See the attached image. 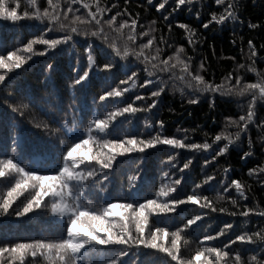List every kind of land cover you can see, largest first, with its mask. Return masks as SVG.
Instances as JSON below:
<instances>
[{
  "label": "snow or ice",
  "instance_id": "6c2138e0",
  "mask_svg": "<svg viewBox=\"0 0 264 264\" xmlns=\"http://www.w3.org/2000/svg\"><path fill=\"white\" fill-rule=\"evenodd\" d=\"M169 2L170 0H160L159 3L154 4V0H147L148 6L154 4L158 12L166 10ZM192 2L193 0H174L171 12L167 15L161 12L164 22L168 25L169 34L172 31L170 20L172 13L182 10ZM123 3L124 8L120 9L119 3H112V0H63V2L46 0L43 6L38 4L37 0H29L30 7L21 11V0H0V20L13 24L32 21L36 23L38 30L43 29L39 35L33 34L18 48L7 51L6 56L0 54V88L12 79L10 74H15L14 70H22L33 56L37 54L44 56L53 50H59L61 46L71 45L74 48L78 37L87 39L83 48L86 66L82 71L78 64L73 67L74 78L68 85L69 88L83 89L91 79L93 69L98 74H104L106 79H111L119 61L128 62L119 65L125 78L99 96L101 107H108L109 102L115 106L107 111L102 119L95 117L91 119L86 130L79 133V136L87 135L88 139H80L79 136L70 134L67 142L61 141L57 158L49 159L36 168L24 165L18 157L9 156L7 151L0 152V157H8L0 158V185L7 187L13 180L15 181L11 187H7V195L0 202V212L11 215L14 202L18 205L26 198L22 207L15 210V215L21 217L31 213L33 209L41 208L42 201L46 205L47 197L54 201L51 204V212L54 224L59 229L58 235L51 238H23L16 242L0 240V264H5V261L7 264H13L16 260L21 264H29V257L33 264H36L41 257L46 259L48 264H86V255L90 250L98 251L102 255V264H125L124 258L129 253L136 255L142 249L155 250L152 254L156 256L164 254V264H194V262L195 264H264V225L260 224L256 225L255 231H248L242 227L240 234L233 233L234 223H223L214 234H209V230L205 229L200 239L196 241L199 246L194 254L190 258H185L181 243L186 241H182V237L199 228L198 222L207 217L209 211L226 214L229 217H240L242 223L253 213L264 218V210L256 212L255 208L248 206L249 197L246 195L243 182L231 179L228 183L227 175L219 180L221 186L226 185L222 187L224 195L218 194L215 200L224 201L227 195L231 208H217L208 196L199 195L205 185L216 182L214 173L205 174L201 181L194 183L191 194L177 198L183 187L185 172L193 164L192 156H189L182 165L178 163V156H167L166 161L162 162L167 166L163 177L165 184L155 192L153 199L143 198L132 184L129 185L124 197L120 194L109 195L106 187L109 172L114 170L117 156L130 159L128 154H145L148 149H153L157 145H166L175 150L184 149L193 154L208 153L210 159L203 160V166L206 167L217 161L218 157L225 155L234 144L243 142L245 135H249L250 150L243 152L240 159L245 160L251 156L253 154L251 127L255 125L264 132V118L259 117L257 112L258 106H264V71L255 67L258 62H264V58L258 60L260 51H264V44L258 49L249 38L247 56L243 47L240 51L244 62L236 63V71L228 72L221 78L220 83H217L214 76L211 80L207 78L210 64L206 56L201 57L199 63H196L198 42L193 40L194 30L190 26L182 23L178 25L187 32V46H175L169 43L163 33L157 38L151 28L147 31L143 30L139 22V13L134 15L128 7L130 0H123ZM214 3L217 8L223 10L219 14L211 12L209 18L202 24L203 29L207 30L213 24L223 27L229 21L234 23L237 21L239 16L237 0H214ZM82 9L87 10L84 15L79 14ZM199 17L198 12L197 18ZM261 26L259 23L248 24V28L253 30ZM50 35L55 38H47ZM92 38L100 40L111 50L103 64L95 61ZM231 43L235 45L236 40L233 39ZM241 44H243L242 38ZM34 45H42L43 48L37 53ZM188 47L191 48L192 55L187 54ZM4 48L5 42L0 40V51ZM18 52L22 54L18 55ZM169 52L171 54H168ZM228 59L236 61L234 56ZM129 64L134 65L136 70H132ZM52 68L53 65L49 63L45 71L50 72ZM249 72L255 73L257 77L255 82H246ZM140 80L142 83H139ZM170 81L173 82L172 90L179 91L181 99L186 98L188 105L199 103L201 94H211L210 110L215 107L217 94L221 98H239L236 102L241 105V114L238 117L225 118V126H234L235 132L228 135L216 134L211 137V142L207 139L208 134L205 133L206 139L201 143H195L190 142L191 137L188 135L182 138L165 135V121L156 119L153 124L146 117L145 127L153 130L154 134L145 139L143 134L138 136L125 133L121 138L115 131L116 125L120 123L118 118L131 120L137 113H148L150 116L151 111L158 106L159 98L169 91ZM176 81L179 82V86H176ZM136 88L152 90L148 91L147 95L143 93L135 95L130 102L125 103L123 99L125 93L133 92ZM22 95L27 96L26 93ZM137 102H141L139 106ZM0 103H7L13 113H19L20 120L25 117L24 111L20 108L29 107L28 104L23 103V100L19 102V106H14L3 97H0ZM169 111L172 112L174 109L170 108ZM0 123H4L9 129L12 150L18 151L20 136L16 131L17 118L13 116L7 122L0 120ZM35 126L48 132L49 121H41ZM93 128L97 137L115 136L113 139L103 141L102 147L110 149L107 157L99 152L96 155L80 152L82 146L89 144ZM180 131L187 132V130ZM192 131L194 133L196 129ZM261 139H264V136H261ZM213 150L215 154H212ZM42 171L55 174H39ZM223 171L227 174L231 169L224 168ZM248 176L255 177L259 184L264 185V164L249 168ZM101 177H103L102 181ZM139 179L138 172L136 180ZM93 184H97L102 193L100 198L103 200V207L100 209L91 207L90 199L87 203L83 202L88 194L86 189ZM233 188L236 198L231 196L230 190ZM18 197L20 199H17ZM161 198L164 202H158ZM188 205L198 206V210H192L197 214L190 215V218L187 215ZM181 206L185 207L181 208ZM161 224L164 226H159ZM165 237L170 244L162 242Z\"/></svg>",
  "mask_w": 264,
  "mask_h": 264
},
{
  "label": "trees",
  "instance_id": "16d2710c",
  "mask_svg": "<svg viewBox=\"0 0 264 264\" xmlns=\"http://www.w3.org/2000/svg\"><path fill=\"white\" fill-rule=\"evenodd\" d=\"M117 2L120 5V9H123V0H112V3ZM159 2L160 0H154V4ZM37 3L43 6L46 0H37ZM173 3L174 0H170L166 5V10H161V12L167 15L171 12ZM154 4L149 7L147 0H130L128 7L134 15L139 13V22L143 26V30L147 31L151 28L157 38L163 33L169 43L175 46H187V32L185 29L179 28L178 25L182 23L190 26L194 30L192 38L198 42L196 63H199L201 57L206 56L210 64L207 78L211 80L214 76L217 83H220L221 78L228 72L236 71V63L244 62L240 56V51L241 47H243L244 54L247 56V40L249 38L253 40L258 49L261 44H264V0H237L239 12L237 21L235 23L229 21L223 27L213 24L207 30L202 28V24L209 18V14L211 12L219 14L223 9L217 8L214 0H193L191 4L184 6L182 10L172 13L170 18L172 23L171 34H169L168 25L164 22L161 12L156 10ZM26 7H30L29 0H21V11L25 10ZM86 11L82 9L79 14L84 15ZM198 12L200 13L199 19L197 18ZM153 21L155 23H152ZM249 23H259L262 26L253 30L248 28ZM40 31H43V29L40 28L38 30L36 23L32 21H21L13 24L9 21L0 20V40L5 42V48L0 51V54L6 56L7 51L18 48L20 44L26 43L33 34L39 35ZM47 38L55 37L50 35ZM241 38L243 39V44H241ZM233 39L236 40L235 45L231 43ZM86 42V38L78 37L74 48L71 45L61 46L59 50H53L44 56L37 54L27 61L26 66L22 70H14L15 74H10L12 79L4 87L0 88V97L13 103L14 106H19V102L23 100V103L28 104L29 107L20 108L25 113L24 119L20 120L19 113H13L7 103H0V120L7 122L10 117L15 116L18 120L16 131L20 136L19 150L13 151L9 141V129L5 127L4 123H0V152L7 151L9 156L18 157L24 165L36 168L49 159L55 160L57 158V153L61 149V141L67 142L70 134L79 136L80 132L86 130L87 124L91 119L94 117L102 119L106 112L115 106L109 102L108 107H101L99 96L103 91L110 90V87H115L121 79L125 78L119 65L128 63L127 61H119V58H117L119 63L111 79H106L104 74H98L93 69L91 79L83 89L77 88L73 90L68 87L74 78L73 67L78 64L82 71L86 66V55L83 52ZM92 43L95 61L98 64H103L111 51L110 48L96 38H92ZM42 48V45H34L37 53ZM17 54L20 55L22 53L18 52ZM168 54H171V52ZM187 54L192 55L190 47H188ZM233 56L236 57L235 62L228 59V57ZM260 58H264V51H260L258 60ZM49 63L53 65V68L50 72H46L45 69ZM129 67L132 70H136L132 64H129ZM255 67L260 71H264V62H258ZM256 79L255 73H247L246 82H255ZM139 83H142V80ZM175 83L176 86H179L178 81ZM172 88L173 82L170 81L169 91L159 98V104L151 111L150 116L148 113H137L136 117L131 120L118 118L120 123L116 125L115 131L120 134L121 138H123L125 133H132L138 136L143 134L145 139L154 134L153 130L145 127L144 120L146 117L153 124L156 119L165 121V135H176L177 138L188 135L191 137L190 142L195 143L203 142L206 139L205 133L208 134L207 139L211 142V137L216 134L228 135L235 132L234 126H225V118H234L241 114V105L236 102L239 98H221L217 94L215 107L210 110V93L201 94L199 103L188 105L186 98L182 100L180 92L173 91ZM150 90L152 89L136 88L133 92L125 93L124 102H130L135 95L141 93L147 95ZM25 93L27 94L26 97L22 95ZM148 102L150 103V101ZM140 103L137 102V106ZM70 105L71 107H69ZM170 108L174 109V111L170 112ZM257 112L259 117L264 118V106H258ZM34 117L35 119H33ZM45 120L49 121L48 132L35 126ZM52 129H55V131H52ZM193 129H196L194 133ZM180 130H187V132ZM261 136H264V132H261L253 125L250 130L251 151L253 153L251 156L245 160L240 159L243 152L250 150L248 147L249 135H245L243 142L234 144L225 155L218 157L217 161L206 167L203 166V160L210 159L208 153L197 152L193 154L184 149H171L166 145H157L153 149H148L145 154H128L130 159L117 156V160L114 162V170L109 172V180L106 187L109 190V195L120 194L124 197L128 192L129 185L132 184L136 186L137 191L143 198L153 199L155 198V192L159 190L161 185L165 184L163 177L167 171V166L162 162L166 161L167 156H178V163L181 165L189 156H192L193 164L185 172L183 187L180 189V194L177 198H183L185 195L191 194L194 183L201 181L205 174L214 173L217 178L216 182L205 185L199 195L208 196L209 199L213 200L217 208H231L227 195H225L224 201L215 200L218 194L224 195L222 187L226 185L221 186L219 180L227 175L228 183L231 182V179L243 182L246 195L249 197L247 200L248 206L255 208L256 212H259L264 210V185L259 184L255 177H249L248 169L264 164V139H261ZM79 138L88 139L89 137L84 135L79 136ZM113 138H115L114 135L97 137L95 128H93L89 144L82 146L80 152L86 155H96L99 152L107 157L110 154V149L102 147V144L104 140ZM213 148L215 149L216 146L214 145ZM212 154H215L214 150ZM0 158L6 159L8 157ZM224 168H230L231 171L225 174ZM138 172L140 174L139 181L136 180ZM39 174L52 175L55 173L42 171ZM102 180L103 177H101ZM14 183L15 181L13 180L12 184ZM12 184H8L7 187H11ZM7 187L0 185V202L7 195ZM86 191L88 194L83 202L87 203L90 199L92 201L91 207L102 208L103 200L100 198L102 193H100L99 186L93 184ZM230 191L232 198H236L235 189L233 188ZM17 199L20 198L18 197ZM45 199L48 200L46 205L42 201L41 208L33 209L31 213L21 217L15 215V210L22 207L23 203L26 202V198L18 205L14 202L11 215L0 212V240L7 239L16 242L23 238L40 239L58 235L59 229L54 224L51 212V204L54 201L47 197ZM158 202H164L163 198ZM184 207L181 206V208ZM193 209L198 210V206H187L189 218L190 215L197 214L192 211ZM198 223L200 225L199 228L194 229L193 233L182 237V241H186V243H181L186 259L194 254L195 249L199 246L196 241L200 239V235L204 233L205 229L209 230V234H214V231L219 230L223 223H234L233 233L240 234L242 227L248 231H255L257 224L264 225V218L253 213L247 221L242 223V218L240 217H229L226 214L209 211V215ZM159 226L163 227L164 225L161 224ZM162 242L170 244L167 237ZM225 242L227 241L225 240ZM237 246L239 247L240 245L238 244ZM154 251L142 249L136 255L129 253L124 258L125 264H164V254L156 256L152 254ZM28 260L29 264H33L30 257ZM102 260V255L95 250H90L86 255V264H91V262L102 264ZM5 264H7L6 261ZM13 264H21V262L16 260ZM36 264H48V261L41 257Z\"/></svg>",
  "mask_w": 264,
  "mask_h": 264
}]
</instances>
